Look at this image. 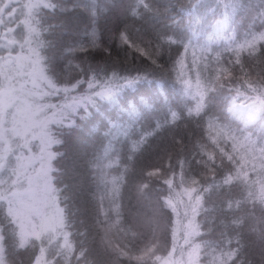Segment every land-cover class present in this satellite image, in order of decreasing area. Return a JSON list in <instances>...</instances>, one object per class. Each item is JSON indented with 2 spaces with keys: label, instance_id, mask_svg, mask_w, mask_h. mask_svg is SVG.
<instances>
[{
  "label": "trees",
  "instance_id": "obj_1",
  "mask_svg": "<svg viewBox=\"0 0 264 264\" xmlns=\"http://www.w3.org/2000/svg\"><path fill=\"white\" fill-rule=\"evenodd\" d=\"M41 1L31 46L44 77L70 87H49L46 113L89 100L46 126L60 235L21 239L0 200V264L37 252L45 264H158L180 239L181 182L197 264H264V110L239 119L264 100V0ZM124 32L151 55L122 45ZM7 180L1 170L0 195Z\"/></svg>",
  "mask_w": 264,
  "mask_h": 264
},
{
  "label": "rangeland",
  "instance_id": "obj_2",
  "mask_svg": "<svg viewBox=\"0 0 264 264\" xmlns=\"http://www.w3.org/2000/svg\"><path fill=\"white\" fill-rule=\"evenodd\" d=\"M0 6V171L6 170L9 180L2 188L0 200L5 204V212L17 225V235L25 237H43L52 240L59 236L61 224L60 212L48 181L49 159L52 152L48 149L50 140L46 126L60 119L57 114L64 112L70 104L81 106L88 101L85 95L71 97L60 102L59 111L46 113L47 99L53 90L67 91L69 88L51 84L39 68V57L31 46L29 33V16L34 4H42L41 0H4ZM210 0L209 8L217 4ZM205 8L203 16L207 14ZM199 21L194 20L195 25ZM234 32L228 35L233 39ZM241 46H249L262 37V33L253 32L249 37L244 33L239 36ZM239 46V43L237 44ZM50 87V88H49ZM51 92V93H50ZM106 90H99L93 95H105ZM249 106V107H248ZM257 110H264V100L250 102L240 112L239 119L254 120ZM239 116V111L237 112ZM264 119V118H263ZM258 126L264 135V120ZM244 138V137H243ZM242 138V139H243ZM247 156H243L246 161ZM174 213L175 234L180 237L171 252L162 257L158 264H197L194 247L189 235L194 230L193 216L195 205L190 195L191 186L180 183ZM178 246V248H177ZM172 255L175 262L172 261ZM30 264H45L43 255L37 252Z\"/></svg>",
  "mask_w": 264,
  "mask_h": 264
},
{
  "label": "snow or ice",
  "instance_id": "obj_3",
  "mask_svg": "<svg viewBox=\"0 0 264 264\" xmlns=\"http://www.w3.org/2000/svg\"><path fill=\"white\" fill-rule=\"evenodd\" d=\"M120 43L122 45H129V46H132L134 47V49L139 52L140 54L142 55H145V56H150L151 55V52H150V49L145 47V46H142L134 41H132L131 37L126 33H121L120 35ZM153 63H155V60H153ZM129 83H132L133 81L129 80L128 81Z\"/></svg>",
  "mask_w": 264,
  "mask_h": 264
},
{
  "label": "flooded vegetation",
  "instance_id": "obj_4",
  "mask_svg": "<svg viewBox=\"0 0 264 264\" xmlns=\"http://www.w3.org/2000/svg\"><path fill=\"white\" fill-rule=\"evenodd\" d=\"M2 33L1 23H0V34Z\"/></svg>",
  "mask_w": 264,
  "mask_h": 264
}]
</instances>
